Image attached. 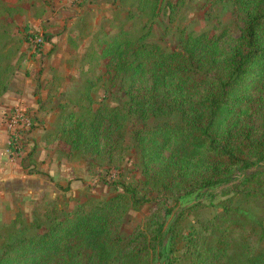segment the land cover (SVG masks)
<instances>
[{"label": "trees", "instance_id": "trees-1", "mask_svg": "<svg viewBox=\"0 0 264 264\" xmlns=\"http://www.w3.org/2000/svg\"><path fill=\"white\" fill-rule=\"evenodd\" d=\"M18 3L0 0V97L20 65L14 57L22 41L12 33ZM231 3L238 36L230 43L223 35L188 34L178 50L168 52L144 36L119 32L109 38L96 60L107 59L110 87L126 100L93 110L85 91L58 107L55 128L44 139L69 157L113 164L125 155V125L135 119L141 127L131 140L142 176L163 202L180 194L211 195L241 172L239 186L221 203L223 214L210 222L211 237L182 254L180 264H264V224L246 212L264 204V0ZM120 188L109 200H91L72 211L52 204L27 223L20 216L0 223V264H154L164 255L165 264H174L168 254L178 241L163 244L169 233L163 225L120 237L127 212L144 204L137 188ZM236 234L241 239L232 254Z\"/></svg>", "mask_w": 264, "mask_h": 264}, {"label": "rangeland", "instance_id": "rangeland-1", "mask_svg": "<svg viewBox=\"0 0 264 264\" xmlns=\"http://www.w3.org/2000/svg\"><path fill=\"white\" fill-rule=\"evenodd\" d=\"M148 1L151 4L141 0H19L12 33L15 41H22L20 52L14 57V63L18 61L20 65L10 86L15 85L20 73L18 83L22 87L14 98L37 103V98L34 97V101L32 97L38 94L41 102L34 109L23 110L28 116L29 112L38 111L31 122L35 130L24 135L22 145L25 148L22 147L21 155L15 153L12 160L8 159L25 167L33 182L12 188L14 190L6 202L8 206H4V212L0 213V223L8 224L16 216L27 223L52 204L72 211L91 200H109L121 193L120 187L126 185L137 188L144 204L137 211L127 212L120 237H127L135 228L145 231L148 227L163 225L165 231L169 230L163 244L166 240L175 241V238L178 241L173 245V252L168 254L174 264H180L182 254L193 253L203 240L211 237L210 222L223 214L221 203L232 196L229 190L232 186H239L241 172L234 174L230 185L214 190L211 195L183 197L180 194L163 202L142 176L131 140L134 131L141 127L135 119L125 125V155L113 164L99 165L78 154L69 157L56 144L48 145L44 140L46 134L55 128L58 107L76 101L85 91L94 101L93 110L101 104L113 108L126 100L118 87H110L107 59L96 60L104 43L119 32L128 33L133 38L144 36L147 43L159 45L168 52L178 50L188 34L223 35L227 43L238 36L232 0ZM89 83L92 88L88 90ZM12 110L0 112L1 116L6 114L3 118L5 128ZM259 127L260 121H255V130L258 131ZM32 149L33 157L28 159ZM41 164L51 168L58 166L60 172L56 170L49 177L38 170ZM255 171L252 169L246 174ZM39 181H43L44 187ZM190 206L193 207L188 209ZM246 212L264 224L262 202L247 207ZM231 239L230 252L233 254L238 251L241 235H233ZM166 262L165 255L154 260V264Z\"/></svg>", "mask_w": 264, "mask_h": 264}, {"label": "crops", "instance_id": "crops-1", "mask_svg": "<svg viewBox=\"0 0 264 264\" xmlns=\"http://www.w3.org/2000/svg\"><path fill=\"white\" fill-rule=\"evenodd\" d=\"M22 70V69H21ZM22 72V71H21ZM17 78L15 80V85L14 86H9V90L8 92L0 97V112L6 111L8 112L11 109H17V108H21L22 110L24 109H34L35 106L37 104H39L41 102L39 95L34 96L33 95V99L35 101V98H37V103H34L32 100H28V99H21V103L18 104V101L16 99V97L14 98L15 93L20 90L19 88L22 87V84L18 81H20L21 77H20V73L19 75H17ZM17 82V83H16ZM1 114V113H0ZM38 114V111H34L33 112H29V115L34 118V116H36ZM5 115H0V213L2 214L4 212V206H8L6 204L7 201H9V197L11 196V193L13 192L14 189H12L13 187L17 188L18 186L24 187L26 186V184H29V182H33L32 181V175L29 176L28 173H26L27 170H25V167H20L19 164L17 163H11L8 158H7V151H8V135H7V131L5 128V124H4V119ZM33 131L35 129H32ZM32 132V131H31ZM60 169V168H59ZM57 167H50L41 164V166L39 165L38 170L41 173H44L45 175L51 177L53 176V172H55L56 170L60 172V170ZM38 177V176H35ZM42 185V187H44V183L43 181H39V185ZM28 187V185H27ZM40 188V187H39ZM26 190V189H25ZM39 191L42 192V188L39 189ZM21 202H24V199H20ZM13 205L12 202H10V205ZM39 206V205H38ZM36 206V208L38 207Z\"/></svg>", "mask_w": 264, "mask_h": 264}, {"label": "built area", "instance_id": "built-area-1", "mask_svg": "<svg viewBox=\"0 0 264 264\" xmlns=\"http://www.w3.org/2000/svg\"><path fill=\"white\" fill-rule=\"evenodd\" d=\"M30 116V115H29ZM24 113L23 110L13 109L8 115L6 120V128L8 131V151H7V158L9 160L13 159L15 153L17 156L21 155L22 149V140L24 137H21L20 133L29 134V130L31 127V118ZM22 145V146H21ZM22 149V150H21Z\"/></svg>", "mask_w": 264, "mask_h": 264}]
</instances>
